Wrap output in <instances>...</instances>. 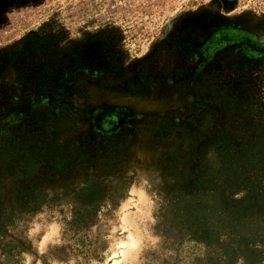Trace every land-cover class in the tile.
I'll return each mask as SVG.
<instances>
[{
    "label": "rangeland",
    "instance_id": "1",
    "mask_svg": "<svg viewBox=\"0 0 264 264\" xmlns=\"http://www.w3.org/2000/svg\"><path fill=\"white\" fill-rule=\"evenodd\" d=\"M0 264H264V0H0Z\"/></svg>",
    "mask_w": 264,
    "mask_h": 264
},
{
    "label": "trees",
    "instance_id": "2",
    "mask_svg": "<svg viewBox=\"0 0 264 264\" xmlns=\"http://www.w3.org/2000/svg\"><path fill=\"white\" fill-rule=\"evenodd\" d=\"M240 150H244L245 151V153H247V150H248V146H246V145H243L241 148H239ZM238 148H236V149H233V153H235L236 155H238V152L240 151ZM239 160H241V159H239ZM251 195H255V190L253 189L252 190V193H251Z\"/></svg>",
    "mask_w": 264,
    "mask_h": 264
},
{
    "label": "snow or ice",
    "instance_id": "3",
    "mask_svg": "<svg viewBox=\"0 0 264 264\" xmlns=\"http://www.w3.org/2000/svg\"><path fill=\"white\" fill-rule=\"evenodd\" d=\"M119 247H123V245H118Z\"/></svg>",
    "mask_w": 264,
    "mask_h": 264
}]
</instances>
